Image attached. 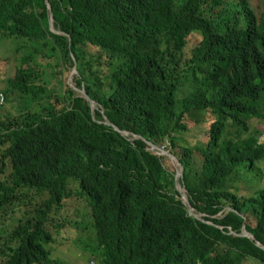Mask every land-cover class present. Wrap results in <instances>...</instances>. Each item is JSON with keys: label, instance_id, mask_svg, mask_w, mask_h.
Returning <instances> with one entry per match:
<instances>
[{"label": "trees", "instance_id": "1", "mask_svg": "<svg viewBox=\"0 0 264 264\" xmlns=\"http://www.w3.org/2000/svg\"><path fill=\"white\" fill-rule=\"evenodd\" d=\"M47 4L62 35L45 0H0V40L15 47L0 65V264H60L48 247L68 235L57 214L72 196L100 264H264L239 235L264 247V183L248 196L231 183L264 179V129L249 125L264 121V0ZM189 121L207 124L192 147L178 144ZM147 142L181 163L201 220ZM2 212L20 215L12 230Z\"/></svg>", "mask_w": 264, "mask_h": 264}, {"label": "rangeland", "instance_id": "2", "mask_svg": "<svg viewBox=\"0 0 264 264\" xmlns=\"http://www.w3.org/2000/svg\"><path fill=\"white\" fill-rule=\"evenodd\" d=\"M13 48H15L13 42L0 40V65H2V67L3 62L1 59L11 56L14 52ZM70 75L71 74H69L67 78V83ZM5 78L6 75L3 74V72H0V88L7 85V81L4 80ZM50 88H59L57 82L50 80ZM78 91L79 90H76V93H78ZM259 105L260 107H264V98L260 101ZM206 125V123L195 125L193 121H189L188 130L178 132V144L189 147L200 144L201 139L203 138L201 131L206 128ZM249 125L250 128L264 129V121L254 119ZM247 176L250 177L251 174L248 173ZM231 183L232 186L237 187L238 194H245L248 196L252 195L256 189L263 185L264 179L257 180L252 178L249 183H246L244 180L233 179ZM73 186L74 185H72V187ZM72 187L71 189H73ZM19 216V214L12 215L10 212L6 214L3 212L1 213L3 219H12L10 221L8 220L6 223L8 230H12L16 226L17 220L20 218ZM57 216L70 221V227H67L65 230L68 235L64 237L61 235L57 236L56 239L59 240L57 244L48 247V250L51 252L50 260L56 261L60 264H100L97 253H94V230L91 228L88 207L82 201L72 196L64 201V207L60 210ZM75 223L81 224L78 229L75 227ZM61 239H64V241ZM254 264L258 263L254 262Z\"/></svg>", "mask_w": 264, "mask_h": 264}, {"label": "water", "instance_id": "3", "mask_svg": "<svg viewBox=\"0 0 264 264\" xmlns=\"http://www.w3.org/2000/svg\"><path fill=\"white\" fill-rule=\"evenodd\" d=\"M45 5H46L47 11H48V26H49V30H51V32L53 34L62 35L61 32L56 31L53 28L51 10H50L49 5L47 4V0H45ZM75 75H78L76 63H75V67L73 68V71H72V73H71V75L69 77V81H68L69 86L71 88H73V89H74L73 77ZM78 93L81 95V97H83L84 99H86L90 103V106H91V109H92L93 112L95 110H100V107L89 98V96L87 95V93L85 92L84 89L79 90ZM100 112H101V114L104 117L105 124L108 125V126H112L111 123H109L107 117L104 115V111L101 110ZM114 128H115V130L119 131V129L117 127L114 126ZM121 133L123 135H125V136L128 135V132H126V131H123ZM147 145L149 146V148L152 151L156 152L157 155L167 156L172 161V163L174 164V167H175V187L180 193V197H181L182 203L186 206L189 215L193 216L196 219H200L201 220L202 215L201 214H193L192 213L193 209H192L191 205L189 204V201H188L187 197L186 198L184 197L185 188H184V185L183 184L181 185L180 182H179V179L181 180L182 177H183V166L181 165V163L171 153H169V151L164 150L161 147H157V146L153 145L151 142H147ZM239 235L240 236H245V237L253 240L257 246L264 248L262 245L259 244L258 241H256L254 239L253 235L250 234L249 232H247L243 227H242L241 232H240Z\"/></svg>", "mask_w": 264, "mask_h": 264}, {"label": "built area", "instance_id": "4", "mask_svg": "<svg viewBox=\"0 0 264 264\" xmlns=\"http://www.w3.org/2000/svg\"><path fill=\"white\" fill-rule=\"evenodd\" d=\"M6 105L5 93L0 91V107L3 108ZM261 140V141H260ZM260 142L264 141V136L259 139Z\"/></svg>", "mask_w": 264, "mask_h": 264}, {"label": "bare ground", "instance_id": "5", "mask_svg": "<svg viewBox=\"0 0 264 264\" xmlns=\"http://www.w3.org/2000/svg\"><path fill=\"white\" fill-rule=\"evenodd\" d=\"M79 90V89H78ZM45 97V96H44ZM7 103V102H6ZM18 107V106H17ZM184 197L186 198V195H185V193H184ZM135 206V205H134ZM193 214H196L194 211L192 212ZM108 229V228H107ZM98 231V230H97ZM163 231V230H162ZM147 233V232H146ZM182 235V234H181ZM165 236V235H164ZM136 238V237H135ZM98 239V238H97ZM146 242V241H145ZM159 244V243H158ZM114 246V245H113ZM154 252V251H153ZM180 253V252H179ZM154 254V253H153ZM152 254V255H153ZM165 254V253H164ZM170 254V253H169ZM173 254V253H172ZM179 255V254H178ZM160 256V255H159ZM164 256V255H163ZM169 256V255H168ZM172 258V257H171ZM177 258V257H176ZM182 258V257H181ZM173 259V258H172ZM175 260V259H174ZM131 261H132V259H131ZM179 261V260H178ZM151 262V261H150ZM113 264V263H112ZM116 264V263H115ZM176 264V263H175Z\"/></svg>", "mask_w": 264, "mask_h": 264}]
</instances>
